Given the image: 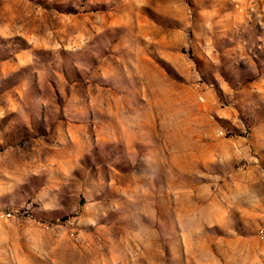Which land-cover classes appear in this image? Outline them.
I'll list each match as a JSON object with an SVG mask.
<instances>
[{"label":"rangeland","instance_id":"obj_1","mask_svg":"<svg viewBox=\"0 0 264 264\" xmlns=\"http://www.w3.org/2000/svg\"><path fill=\"white\" fill-rule=\"evenodd\" d=\"M262 230L264 0H0V264H264Z\"/></svg>","mask_w":264,"mask_h":264},{"label":"built area","instance_id":"obj_2","mask_svg":"<svg viewBox=\"0 0 264 264\" xmlns=\"http://www.w3.org/2000/svg\"><path fill=\"white\" fill-rule=\"evenodd\" d=\"M2 217H5V216H4V215H2ZM261 232H262V234H264V230H262Z\"/></svg>","mask_w":264,"mask_h":264}]
</instances>
